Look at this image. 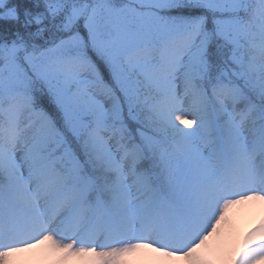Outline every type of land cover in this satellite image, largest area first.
I'll use <instances>...</instances> for the list:
<instances>
[{
    "label": "snow or ice",
    "instance_id": "6c2138e0",
    "mask_svg": "<svg viewBox=\"0 0 264 264\" xmlns=\"http://www.w3.org/2000/svg\"><path fill=\"white\" fill-rule=\"evenodd\" d=\"M264 0H0V264H264Z\"/></svg>",
    "mask_w": 264,
    "mask_h": 264
},
{
    "label": "rangeland",
    "instance_id": "374dc122",
    "mask_svg": "<svg viewBox=\"0 0 264 264\" xmlns=\"http://www.w3.org/2000/svg\"><path fill=\"white\" fill-rule=\"evenodd\" d=\"M232 232L243 239L244 234L253 225L264 220V201L251 200L233 205L228 212ZM126 260L128 264H187L183 258L165 257L152 248H142L130 253ZM15 264H53L45 246L29 249L17 254ZM64 264H88L87 258L71 257Z\"/></svg>",
    "mask_w": 264,
    "mask_h": 264
}]
</instances>
